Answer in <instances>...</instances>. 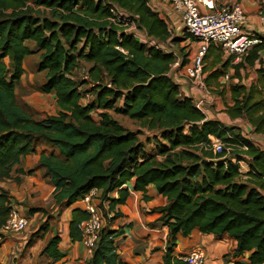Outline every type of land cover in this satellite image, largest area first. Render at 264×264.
Wrapping results in <instances>:
<instances>
[{"label": "trees", "instance_id": "obj_1", "mask_svg": "<svg viewBox=\"0 0 264 264\" xmlns=\"http://www.w3.org/2000/svg\"><path fill=\"white\" fill-rule=\"evenodd\" d=\"M115 7L155 44L142 43L115 25L110 20ZM255 36L262 43L236 64L233 55L225 58L221 47L218 51L211 45L205 58L214 59L205 65L209 86L226 76L230 66L235 70L231 79L239 80L241 69L256 61L263 67L264 36ZM180 41L148 0H0V230L11 206H16L1 184L12 179L24 158L44 146L51 151L40 153L39 166L55 189L58 206L69 208L98 189L101 199L111 201V212L126 202L125 185L133 183L136 191L153 186L168 200L162 220L174 242L180 236L189 238L196 228L217 238L228 235L237 245L225 256L227 264H246L236 261L247 254L248 264H264V149L241 128L207 119L174 81L170 72L176 55L164 46ZM35 54L40 56L38 72L46 74L41 91L54 95L56 105V114L42 120L17 98L25 60ZM83 63L90 65L89 79L80 82L76 72ZM80 86L93 96L87 104L82 103ZM230 92L227 116L245 121L251 133L264 136V68L257 83L239 82ZM110 111L135 121L138 129L120 124ZM210 136L248 149H233L232 157L226 150L215 154L207 149ZM146 144H155V153L150 155ZM235 161H244L249 170L244 173ZM116 190L120 198L111 200ZM36 212L47 213L42 208L29 211ZM119 217L117 213L109 221ZM87 218L82 209L73 211L69 234L74 241H81L78 226ZM48 228L43 225L34 237ZM114 236L109 226L101 229L90 264H125ZM60 242V237H53L42 251L54 264L63 258ZM173 246L164 264H187L173 257Z\"/></svg>", "mask_w": 264, "mask_h": 264}, {"label": "crops", "instance_id": "obj_2", "mask_svg": "<svg viewBox=\"0 0 264 264\" xmlns=\"http://www.w3.org/2000/svg\"><path fill=\"white\" fill-rule=\"evenodd\" d=\"M148 2L149 6L154 11L160 13L168 23L172 37L181 40L179 45L186 44L179 53L173 50V45L164 46L166 51L176 55V61L183 63L184 60H187V63L184 65L186 66L198 49L197 42L189 39L179 17L173 13L167 5L162 3V0H148ZM216 4L218 7L234 4L241 5L248 16L247 29L251 32L264 35L258 18L259 11L262 8L264 9V0H216ZM29 46L34 50L33 43H29ZM216 47L220 49V47ZM183 55L186 56L183 57ZM223 56L226 58L228 55L224 53ZM234 57V64L241 60V57ZM83 65L87 68L90 67V65L86 63H83ZM261 68H264V63L262 67V64L256 61L254 66L241 69L240 73L242 75V80H239L237 78L231 79V77L235 75V70L230 66L227 75H229V80H231V82H229V80L227 81L225 76H223L219 80L211 81L210 86L207 83L206 85L209 89H212L214 86L226 84L229 91L233 84L239 82L246 86H250L253 83H257L259 70ZM171 73H174L172 75L174 81L178 83L182 91L188 95V91H191L190 88L193 87L187 84V77L183 76L184 72H175L171 70ZM76 74L77 78L84 75L81 69L80 71L77 69ZM205 74L207 79L208 72H205ZM24 75L21 83L24 80ZM202 94L203 97L212 100L210 94L205 95L204 92ZM43 95L47 97L50 96L55 105L54 95ZM198 95H201V92H198ZM224 100L228 107L232 103V101H230L231 92L228 96L224 97ZM218 103L219 101L217 104ZM226 105L222 103V109L227 110ZM219 107L220 104L217 106V109ZM110 114L115 120L120 122V124H122V119H129L123 115L116 114L114 111H110ZM206 116L209 120H219L227 125L233 123L242 129L246 137L264 149V136L251 133L252 129L245 121H232L225 113L221 114V116H223L221 118L213 115L209 117V114H206ZM129 120L135 122L131 119ZM240 122H244L245 124H241ZM130 127L131 126L128 128ZM244 127L245 129H243ZM130 129L136 130L138 128L132 127ZM45 148L38 147L35 154L27 156L14 168L12 179L7 180V182H11V184H7V182L1 184V187L9 192L11 204L16 205L22 213L29 218V226L24 233L19 235L4 234L0 230V235H3L0 236V264H54L49 257L42 255V251L46 244L53 237H60L61 242L59 244V250L63 254V258L55 264H90L91 254L87 252V249L81 241H74L69 234V224L73 219V211L82 209L83 207L77 203L69 208H63L56 204L53 196L55 189L50 184L49 177L45 175V170L39 166V156ZM16 178H20V181L17 182L15 180ZM127 187H129V195L126 202L124 204H117L111 212L108 211L110 200H104L101 199V197L97 199L98 205L104 209V227L109 226L110 230L115 233L113 239L116 245V251L124 263L164 264L163 257L172 244H174V258L181 259V257L186 255L190 249H183L179 239L176 242L173 241L168 223L162 220L163 208L168 204L167 198L158 194L153 186L147 187L144 191H136L133 189V183L124 186V188ZM109 197L111 200H118L120 198V193L116 190ZM33 208H42L47 211V213L36 212L30 214L29 211ZM25 211H27V213ZM117 213L121 214V217L114 221H109V219H113ZM52 216L54 219H49ZM40 220L44 223H48L47 225L49 228L47 231L41 232L40 236L34 237V234L43 226L40 225ZM32 240L33 242L31 243ZM236 245L237 243L229 238L228 235L217 238L213 234H202L201 232L200 241L197 244V246L203 247L206 251L207 264H227L228 257L225 258V256L230 255ZM236 262L248 264V254L245 258L238 259Z\"/></svg>", "mask_w": 264, "mask_h": 264}, {"label": "built area", "instance_id": "obj_3", "mask_svg": "<svg viewBox=\"0 0 264 264\" xmlns=\"http://www.w3.org/2000/svg\"><path fill=\"white\" fill-rule=\"evenodd\" d=\"M162 3L167 5L179 17L189 39L194 40L198 44V49L186 66H182L180 61H176L171 70L184 72L183 76L187 77V84L193 87L190 88L191 91H188V96L194 100L196 108L206 115L207 105L210 100L203 97L202 93L204 92L205 95L209 94L204 68L205 58L211 45L221 47L228 56L243 57L254 46L262 43V40L255 36L256 34H262L251 32L247 29L248 16L244 8L239 4L218 7L216 0H162ZM111 13L112 18L110 20L120 27L124 33L132 35L142 43L155 44L144 34L137 23L130 19L128 14L116 7L111 9ZM258 18L261 30L264 31L263 8L259 11ZM170 74L173 75L174 73L170 72ZM88 79L89 77L85 74L83 80ZM225 79L228 81L229 75H226ZM108 87H111V85H108ZM78 89L84 94L82 103H89L93 97L88 92L89 90L82 86ZM198 92H201V95H198ZM228 138L234 139L231 135H228ZM210 141L207 149L212 150L215 154L223 153L226 150L228 156L233 149H241L243 151L248 149L246 146L236 143L227 144L214 136H210ZM235 163L244 173L249 170L248 165L244 161H235ZM100 197L101 191L93 189L77 202L88 215V218L79 224L78 229L81 234V242L89 254L93 252L99 239V232L105 224L104 209L97 202ZM28 226L29 218L17 206H11L1 232L19 235L24 233ZM181 259L187 264H207L206 251L200 246L190 249Z\"/></svg>", "mask_w": 264, "mask_h": 264}, {"label": "rangeland", "instance_id": "obj_4", "mask_svg": "<svg viewBox=\"0 0 264 264\" xmlns=\"http://www.w3.org/2000/svg\"><path fill=\"white\" fill-rule=\"evenodd\" d=\"M153 46V45H149ZM186 44L182 45H176L174 46V51L179 53L182 48H184ZM219 51V48L216 49ZM213 57H211L206 64L210 63L213 61ZM40 63V56L39 54H35L32 56H29L25 60V75H24V80L23 82L18 85L17 88V98L18 102L20 105L23 106V108L29 112L36 120H42L50 115H55L56 114V105H54L53 100H51L50 96H44L41 87L42 85L46 82V74L45 73H39L38 72V65ZM85 65H81L79 69L82 70V73L84 75L86 74V69ZM83 75V76H84ZM83 76L79 77V81L82 82ZM231 82V80H229ZM228 82V83H229ZM246 83V81H245ZM213 86V84H212ZM211 86V87H212ZM226 84L218 85L212 87V89H209L208 91L210 96L212 97V100H210L209 104L207 105V111L206 113L209 114L210 116H215V117H223L221 114H226V110L222 109V103L225 104L224 97L228 96L230 94L229 88ZM85 89L87 87H84ZM88 89V88H87ZM90 89V88H89ZM206 98V97H205ZM208 99V98H206ZM219 103L217 104V102ZM229 101V97H228ZM231 101V100H230ZM222 102V103H221ZM220 104V107L217 109V106ZM227 108V105H226ZM121 123L125 126H131L138 128V124L135 122H131L129 119H122ZM241 124H245L244 122H240ZM230 126H235L233 123L229 124ZM245 129V127L243 128ZM147 137V132H145L141 139L144 141L145 138ZM153 141V140H152ZM45 148L44 146H42ZM48 151H51L50 148H45ZM146 150L149 151V154L152 155L155 153V144L153 146H150L149 144H146ZM152 152V153H151ZM233 154H228L227 157H232ZM162 158V157H161ZM164 158V157H163ZM7 184H11V182H7ZM27 213V211H25ZM49 219H54V217H50ZM40 225H46L48 223L42 222V220L39 221Z\"/></svg>", "mask_w": 264, "mask_h": 264}, {"label": "water", "instance_id": "obj_5", "mask_svg": "<svg viewBox=\"0 0 264 264\" xmlns=\"http://www.w3.org/2000/svg\"><path fill=\"white\" fill-rule=\"evenodd\" d=\"M178 239L183 249H192L196 247L200 241V229L199 228L194 229L191 237L189 238H184L180 236L178 237Z\"/></svg>", "mask_w": 264, "mask_h": 264}]
</instances>
